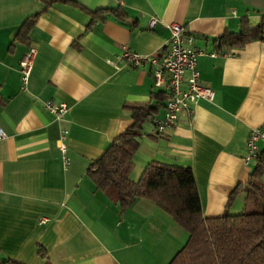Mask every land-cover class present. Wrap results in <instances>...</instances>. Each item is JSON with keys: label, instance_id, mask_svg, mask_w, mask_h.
Masks as SVG:
<instances>
[{"label": "crops", "instance_id": "0c3cea01", "mask_svg": "<svg viewBox=\"0 0 264 264\" xmlns=\"http://www.w3.org/2000/svg\"><path fill=\"white\" fill-rule=\"evenodd\" d=\"M101 9L113 12L102 19L93 14ZM36 15L27 40L16 41ZM263 18L264 0H0V126L6 132L0 138V257L23 264H168L187 242L185 229L155 203L136 198L123 209L88 174L91 162L133 124L125 104H156L152 93L161 90L151 62L133 66L121 54L125 48L159 52L172 23L205 52L197 67L215 97L201 98L160 136L155 121L148 123L130 178L139 181L153 160L189 166L205 217L244 209L245 191L228 202L255 165L245 158L252 130L264 123V40L222 48L217 40L241 32L244 19L255 26ZM32 47L38 55L25 86L20 62ZM47 101L68 104V113L57 118ZM167 102L156 119L164 118Z\"/></svg>", "mask_w": 264, "mask_h": 264}, {"label": "trees", "instance_id": "16d2710c", "mask_svg": "<svg viewBox=\"0 0 264 264\" xmlns=\"http://www.w3.org/2000/svg\"><path fill=\"white\" fill-rule=\"evenodd\" d=\"M42 1L51 5L56 0ZM109 12L113 10L101 9L93 14H103L101 18L105 19ZM37 17L27 19L16 41L27 40ZM256 40H264V18L255 26L244 19L241 32H229L217 42L219 48L244 47ZM151 97L156 104H125L133 124L118 134L103 155L88 167L96 187L123 209L136 198L152 201L189 233L187 242L168 264H264V148L255 158L248 182L239 184L229 198L228 206L245 191L244 209L240 213L227 210L221 216L207 218L191 167L153 160L139 181L130 178L145 126L155 121L169 94L161 89ZM39 253L46 258L45 250ZM0 264L23 263L0 257Z\"/></svg>", "mask_w": 264, "mask_h": 264}, {"label": "built area", "instance_id": "2783aa9c", "mask_svg": "<svg viewBox=\"0 0 264 264\" xmlns=\"http://www.w3.org/2000/svg\"><path fill=\"white\" fill-rule=\"evenodd\" d=\"M157 19L153 18L150 26L154 27ZM171 37L169 42L159 52L152 55H144L125 48L120 59L126 60L133 66H140L147 61L154 66L153 76L155 86L168 91L169 99L166 104L164 118L155 120V135H162L166 129L176 124L184 111L192 110L201 98L213 100L215 91L201 83L198 70V58L205 54L202 49L196 48L194 37L184 31L179 23L169 25ZM38 50L30 48L23 56L20 67L22 80L26 86L34 70ZM46 107L54 113L57 118L62 119L69 111L68 104L61 102L56 104L52 101L46 102ZM6 136L5 130L0 126V138ZM68 130H63L59 139L61 150L67 151L66 139ZM260 142L264 143V123L252 130L245 158L247 163L252 162L261 150ZM49 218H41V224H45Z\"/></svg>", "mask_w": 264, "mask_h": 264}, {"label": "rangeland", "instance_id": "374dc122", "mask_svg": "<svg viewBox=\"0 0 264 264\" xmlns=\"http://www.w3.org/2000/svg\"><path fill=\"white\" fill-rule=\"evenodd\" d=\"M237 204H240V202L239 203H237ZM243 210V207H239V205H236V207H234L233 209H232V213H240L241 211ZM177 223V222H176ZM178 224V223H177ZM179 225V224H178ZM180 226V225H179ZM183 228V227H182ZM184 229V228H183ZM186 231V230H185ZM187 232V231H186ZM188 233V232H187ZM188 235H189V233H188Z\"/></svg>", "mask_w": 264, "mask_h": 264}]
</instances>
